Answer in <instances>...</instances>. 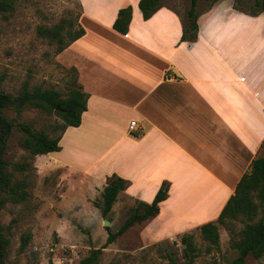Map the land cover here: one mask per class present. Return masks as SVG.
I'll use <instances>...</instances> for the list:
<instances>
[{
	"label": "crops",
	"instance_id": "crops-1",
	"mask_svg": "<svg viewBox=\"0 0 264 264\" xmlns=\"http://www.w3.org/2000/svg\"><path fill=\"white\" fill-rule=\"evenodd\" d=\"M139 1L125 3L133 7L125 35L113 28L118 11L109 28L90 18L113 36V45L90 41L85 29L56 56L77 69L89 94L74 128L108 151L93 162L73 149L42 155L99 183L112 172L123 177L129 186L118 198L151 203L169 182L159 214L144 222L156 238L173 237L216 221L253 160L264 157V11L254 15L218 0L200 13L190 43L181 39L177 11L164 5L144 19ZM107 158L124 171L110 168Z\"/></svg>",
	"mask_w": 264,
	"mask_h": 264
},
{
	"label": "rangeland",
	"instance_id": "rangeland-1",
	"mask_svg": "<svg viewBox=\"0 0 264 264\" xmlns=\"http://www.w3.org/2000/svg\"><path fill=\"white\" fill-rule=\"evenodd\" d=\"M127 1L134 0H16L12 12L0 14L1 88L17 94L22 84L29 80L31 89L39 86L56 89L66 95L74 77L70 68L57 60V43L39 36L38 26H53L66 18L78 27V17L80 19L83 16L82 23L79 24L89 31L90 41L98 40L100 43L113 45V36L90 18L109 28L106 23L112 21L120 8L126 7ZM216 1L218 0H199L196 7L198 15ZM232 1L234 8L247 13L253 14L262 8V0ZM163 4L177 11L183 21L188 20L191 0H163ZM7 113L14 123L6 153L9 170L14 172L15 178L29 182L30 194L27 201L8 202L1 211V221L7 228L10 240L7 260L11 264H80L91 249L103 246L105 247L98 264H167L169 256L181 262L185 248L181 238L184 234H193L194 242L199 248L197 262L200 264L211 261L230 264L237 258L238 250L233 246V237H240L241 230L249 221L247 218L230 221V229L219 224L218 246L205 241L198 228L173 237L156 238L151 233L148 222L136 223L113 242L107 243L109 236L120 229L138 201L121 195L108 216H104L97 203L103 202L107 178L115 173L108 174L104 182L99 183L87 173L55 166L46 156L31 155L29 150L20 145L24 136L20 122L29 123L36 131L54 137L60 134L56 126L64 120L55 113L48 114L38 108L26 109L21 115L12 111ZM88 137L83 129L79 132L78 128H69L60 142L63 148L57 153L73 149L88 154L91 162L97 160L95 155L105 153L108 147ZM107 159L110 168L124 171L123 165L115 162L112 164ZM17 162H30L28 170H14L13 164ZM146 193H149L148 190H144L143 196ZM261 215L259 210L256 220ZM106 221H109L108 225L105 224ZM171 229L169 231L174 233L182 231L178 228ZM25 232H30L31 238L22 249V235ZM246 264H264V256L260 259L248 256Z\"/></svg>",
	"mask_w": 264,
	"mask_h": 264
},
{
	"label": "trees",
	"instance_id": "trees-1",
	"mask_svg": "<svg viewBox=\"0 0 264 264\" xmlns=\"http://www.w3.org/2000/svg\"><path fill=\"white\" fill-rule=\"evenodd\" d=\"M199 0H191L188 10V20L183 21L182 41L194 42L198 37V13L196 11ZM259 1H257L258 3ZM16 0H0V14L12 12L15 9ZM262 8L253 14L264 11V0L261 1ZM163 0H140L139 8L144 19L151 18L161 7ZM133 15L131 5L120 8L118 16L113 23V28L121 34H127ZM78 27L70 19H62L53 26L40 25L37 28L39 36L57 43L56 53H61L74 41L85 34V29L79 24ZM74 77L69 91L65 95L56 89H44L42 87L30 88L29 80H26L17 94L9 93L1 88L0 78V264H11L7 260L10 240L6 227L1 221V211L8 202L19 203L27 201L30 194L29 182L26 179H17L14 172L9 170V161L6 153L9 147L14 123L8 117V111L21 115L26 109L38 108L48 114H57L64 122L57 125L60 134L54 137L47 133L36 131L29 123L20 122L24 136L20 145L29 150L31 155L37 156L60 151L61 138L68 127H78L82 122V115L87 110L89 94L83 90L78 82V72L75 67L70 68ZM30 162L14 163V170L26 171ZM129 186V182L116 174L107 178V184L103 191V202L97 203L104 216H108L118 195ZM169 182H163L151 203L138 201V205L131 211L118 231L109 236L107 243L113 242L119 235L125 233L136 223H142L150 218L156 217L160 212V203L168 196ZM256 199L258 201H256ZM262 215L256 220L258 211ZM247 218L240 237H233V246L238 250V256L230 264H246L248 256L260 259L264 256V157L253 160L250 170L246 172L237 184L235 193L229 198L216 221H210L201 225L198 229L203 239L213 246L219 245V224L226 226L232 220ZM31 238L30 232L22 235L21 248L24 249ZM185 245L183 250V261L169 256L167 264H200L197 262L199 248L194 242L193 234H184L181 238ZM105 247V246H103ZM103 247L93 248L85 256L80 264H98L103 252ZM109 264H119L111 262ZM205 264H217L215 261Z\"/></svg>",
	"mask_w": 264,
	"mask_h": 264
},
{
	"label": "built area",
	"instance_id": "built-area-1",
	"mask_svg": "<svg viewBox=\"0 0 264 264\" xmlns=\"http://www.w3.org/2000/svg\"><path fill=\"white\" fill-rule=\"evenodd\" d=\"M130 126H131L132 129H136V130L139 129V125L137 124L136 121H132L131 124H130Z\"/></svg>",
	"mask_w": 264,
	"mask_h": 264
},
{
	"label": "water",
	"instance_id": "water-1",
	"mask_svg": "<svg viewBox=\"0 0 264 264\" xmlns=\"http://www.w3.org/2000/svg\"><path fill=\"white\" fill-rule=\"evenodd\" d=\"M105 224L108 225L109 224V221H106Z\"/></svg>",
	"mask_w": 264,
	"mask_h": 264
}]
</instances>
